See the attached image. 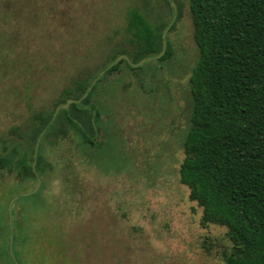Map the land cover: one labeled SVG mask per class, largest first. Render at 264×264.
<instances>
[{"label": "rangeland", "instance_id": "rangeland-1", "mask_svg": "<svg viewBox=\"0 0 264 264\" xmlns=\"http://www.w3.org/2000/svg\"><path fill=\"white\" fill-rule=\"evenodd\" d=\"M169 1L171 58L134 70L142 82L125 69L101 85V161L70 157L65 140L36 191V180L12 189L15 180L4 179L8 203L30 192L11 205L15 264L221 263L225 228L201 226V208L178 179L198 48L188 0ZM133 3L141 0H0V131L53 107L74 77L111 55Z\"/></svg>", "mask_w": 264, "mask_h": 264}, {"label": "trees", "instance_id": "trees-1", "mask_svg": "<svg viewBox=\"0 0 264 264\" xmlns=\"http://www.w3.org/2000/svg\"><path fill=\"white\" fill-rule=\"evenodd\" d=\"M188 4L198 58L189 76L192 103L178 179L201 208V226L225 228L228 245L220 264H264V0ZM173 14L169 0H160L158 8L149 0L130 4L124 35L111 55L74 77L53 107L0 131V189L8 176L15 180L12 189L37 178L42 186L55 166L49 154L61 141H68L70 157L101 161L99 137L107 121L102 113L108 110L101 85L112 73L122 79L125 69L142 82L134 70L170 59L166 41L160 53L162 34L165 40L175 24ZM10 196L0 194V264L16 263L8 251Z\"/></svg>", "mask_w": 264, "mask_h": 264}, {"label": "water", "instance_id": "water-1", "mask_svg": "<svg viewBox=\"0 0 264 264\" xmlns=\"http://www.w3.org/2000/svg\"><path fill=\"white\" fill-rule=\"evenodd\" d=\"M164 36H165V34L163 33V34H162V37H163V44H162V51H161L160 54H162V53L164 52V50H165V40H164ZM122 56H123V55H119L116 59L118 60V59H120ZM141 61H142V60H141ZM71 101H73V99H71V98L67 99L66 102H65L62 106H63V107H67L68 104H69ZM39 185H40V179L37 178V179H36L35 186H34V188H33V190H32L31 192L36 191V190L38 189ZM29 193H30V192H23V193L18 194L17 196H19V195H26V194H29ZM17 196H15L13 199H11V201L8 203V207H7V208H8V213H9V227H10V230H11V231H10L9 241H8V251H9L11 257L13 258V260H15L14 255H13V251H12V244H13L14 234H13V231H12V227H11V221H10V219H11V205H12L13 201L17 198ZM15 262H16V261H15Z\"/></svg>", "mask_w": 264, "mask_h": 264}]
</instances>
